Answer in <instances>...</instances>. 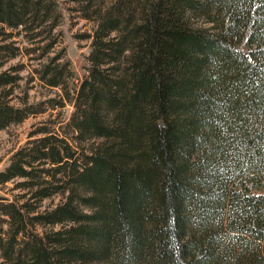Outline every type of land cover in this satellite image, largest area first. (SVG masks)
Listing matches in <instances>:
<instances>
[{"label": "trees", "instance_id": "obj_1", "mask_svg": "<svg viewBox=\"0 0 264 264\" xmlns=\"http://www.w3.org/2000/svg\"><path fill=\"white\" fill-rule=\"evenodd\" d=\"M66 1L93 19L85 71L40 78L71 139L40 128L0 171L30 191L0 195V264H264V0ZM59 3L0 0V67L16 36L56 43ZM19 78L0 73V129L49 102L11 103Z\"/></svg>", "mask_w": 264, "mask_h": 264}, {"label": "rangeland", "instance_id": "obj_2", "mask_svg": "<svg viewBox=\"0 0 264 264\" xmlns=\"http://www.w3.org/2000/svg\"><path fill=\"white\" fill-rule=\"evenodd\" d=\"M59 2L61 16L58 26L54 29V33L59 36L56 43L45 52L44 56H41L44 52L43 47L50 42V38L45 39V34H42L40 38H37V41L31 42L26 35L16 36V45L20 47L19 54L14 58H9L0 67V73L8 71L20 76L18 82L13 85L14 91L10 96L13 104L21 105L25 98L37 106L43 101H49L50 98H56V101L62 99V96L65 95L63 89L52 87L40 78L44 64L53 58L58 57L53 61L52 66L64 70V78L69 90L79 83L78 79L85 71L86 55L89 54L91 43V37L88 35L92 32L93 19L86 16V12L83 10L85 3L78 4L66 0H59ZM93 8L94 6L89 8V13ZM7 42L9 40L3 41V43ZM39 46L42 48L36 52L32 50ZM49 102L46 104L47 106L45 105L44 111L32 114L20 123H13L0 129V171L9 165L12 155L20 147L35 138L50 135L47 132L34 134L40 128H48V131H52V134H56L59 139L71 137L72 130L67 123L70 121L75 105L65 100L62 106L60 104L58 107H53L51 102L54 101ZM92 141V139L89 140L87 145H90ZM25 180L27 179L18 177L0 185V195L16 200L17 197L25 194V198H20L21 201H25L30 197V191L19 187V183ZM63 196L62 193L56 192L43 200L34 199L36 211L53 208L63 201ZM60 228L61 224L37 225V230L40 232L45 229L57 230ZM19 238L22 239L21 236ZM1 261L0 258V263Z\"/></svg>", "mask_w": 264, "mask_h": 264}]
</instances>
